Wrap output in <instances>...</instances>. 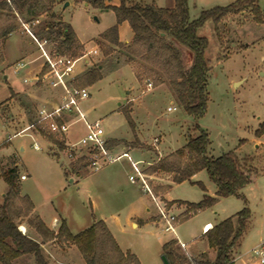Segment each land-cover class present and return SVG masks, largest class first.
<instances>
[{
    "label": "rangeland",
    "instance_id": "obj_1",
    "mask_svg": "<svg viewBox=\"0 0 264 264\" xmlns=\"http://www.w3.org/2000/svg\"><path fill=\"white\" fill-rule=\"evenodd\" d=\"M89 1L61 0L60 7L62 10L64 4L69 2L61 14L65 21L71 23L79 36L87 41V46L83 45L81 56L73 57L75 59L73 75L75 77L78 75L76 84L79 83L81 75L93 68L101 69L103 74L102 79L95 84L83 86L91 94L90 98L81 104L87 118L89 120L101 118L106 135L127 136L130 126L122 110H130L133 118L134 103L129 101V95H132L141 100L142 103L144 102L158 118L156 120L158 129H155L154 134L150 133L145 142H141L140 147L142 145V147H146V150L148 148L153 150L158 147L162 149L161 145L171 143V141L172 146H182L185 143V137L198 133L194 127L199 124L210 133L213 155L219 156L229 151L236 152L241 160L250 165L253 172L251 181L241 191L245 199L221 197L214 207L200 211L182 222H180L181 209H177V207H184L187 210L190 206L186 203H197L202 200L204 194L202 188L198 184L189 182L179 183L172 185L162 197L161 192L157 194L154 191L160 180L153 175H148V183L157 199L162 201L171 212L173 210L178 215L176 225L178 237L187 243L188 251L195 255L207 250L206 238L201 234L202 225L205 222L208 220L220 222L248 206L253 213V218L250 228L242 240L240 251L250 250V257L254 263L261 264L252 249L260 240L264 239V135L258 137L255 134L260 123L264 121V0H259L263 18L261 21H257L253 12L247 9L232 12L225 16L219 22L218 30L212 19L198 29V34L206 37L209 41L205 57L211 67L208 81V109L199 120L194 119L193 116L184 111L177 99L173 98L171 94L173 91L167 83L158 88L153 84V87L148 89L147 80L136 81V77L130 68L136 74L138 70L144 69L143 64L138 61L127 63L128 56L124 53V45L113 46L114 50L109 55H104L98 41H104L101 39L102 33L117 24V16L113 6H118L121 0H105V5L111 6L110 8H102L105 11L94 7ZM132 1L157 6L167 4V0ZM236 1L190 0V18L194 20L199 17L203 10L216 6H226ZM44 17L42 15L38 19H44ZM42 21L40 25H42ZM120 25L119 39L121 37L129 40L134 34L132 28L129 23ZM22 31L23 29L19 30L17 35L13 32L15 35L11 41L17 37L18 43L22 44V47L26 46L24 53L29 52V48H31L39 54L38 47L33 43L29 33H25L26 30L24 33ZM176 45L184 49L179 44L176 43ZM116 59H120L121 65L123 63L122 66H125L123 70L118 71L116 69ZM10 60L9 57L8 63L1 64L0 59V101L2 100L0 103V154L3 152V147H10V152H6L9 153L8 156L0 155V161L3 164L1 166L0 163V167L7 169L12 166L13 161L7 158L10 155L15 159L14 166L18 168L20 173H25L28 176L27 180L20 181L22 192L31 197L37 211L48 223L53 221L55 214L52 209L53 206L59 211H63L68 225L74 232L80 231L83 229L81 227L86 224L85 227L89 226L95 217L101 218L114 213L116 220L115 222L114 220L110 221L111 228L120 247L124 250L131 249L137 253L144 264H164L162 261L163 245L169 239L174 238L175 234L162 231V223L157 215L152 197L147 191L140 189L139 183L135 184L130 181L132 167L126 168L123 165L127 162L131 166L128 159L122 158L97 172L92 171L85 159H69L66 146L63 149L59 148L57 144L40 136L35 129H33L34 133L29 130L25 131L27 125L36 119L37 108L42 104H52L57 99L47 85L28 83L27 93H30V96L25 95L21 101L12 99L9 103L4 102V98L10 95L8 85L10 83L15 85L12 70L9 68L11 66ZM85 60L90 61L91 64ZM183 60L188 63V54L183 53ZM82 69H85L86 72L79 76ZM8 73H10L8 81H5L4 76ZM149 78L153 83V78ZM6 82H9L8 85ZM131 89L133 90L127 91ZM120 96L127 98L119 104ZM17 104L21 105L22 108L19 109ZM169 106H174L176 109L169 111ZM142 115L140 113V117ZM137 117H139L138 112ZM140 121L142 123L147 121L146 117H142ZM177 128H181L180 133L183 135L176 136ZM85 131L82 123L73 125L68 132L71 139H68V142H75L85 134ZM152 135L153 139L158 137L160 142L151 141L150 136ZM61 137L67 142V134ZM108 138L113 140L111 137ZM124 141L127 146L125 148L118 145L115 149L118 150V153L124 150L129 151V145L131 146L136 141L135 136L131 140ZM34 142L40 144L43 149H34ZM22 145L25 146L24 151H21ZM129 153L135 161L139 160L134 153ZM150 153L152 155L153 151ZM142 160L144 162L141 165L146 172V169L151 165L150 163L155 162L156 158L153 156L151 162L148 159ZM68 164L80 166L82 174H88L85 175V178H79L75 174L73 175L75 181L78 179L79 181L71 182L73 178L65 172ZM111 169L114 173L116 172L120 179V192L105 186V188L98 187L100 179L105 180ZM196 179L204 183L207 194L216 195V185L210 180L206 170L201 171ZM7 188L8 185L0 177V199ZM133 190L136 192H131ZM147 205L151 207V213L146 211ZM152 213H155L152 216L155 221H146L144 224H139L138 227L134 225L136 228L132 227L133 219L145 220ZM19 228L26 233L22 225ZM28 233L36 240H41L33 230H29ZM177 245L179 246L178 243ZM42 248L46 258L53 264H68L69 261L73 264H81V258L74 257V255L64 259L62 256L50 255L49 245L46 247L47 250ZM180 248L186 254L184 249ZM78 253L81 257L80 251ZM18 264H36L35 255L27 253Z\"/></svg>",
    "mask_w": 264,
    "mask_h": 264
},
{
    "label": "trees",
    "instance_id": "obj_2",
    "mask_svg": "<svg viewBox=\"0 0 264 264\" xmlns=\"http://www.w3.org/2000/svg\"><path fill=\"white\" fill-rule=\"evenodd\" d=\"M189 1L175 0L174 7L170 8L121 0L118 6H113L117 24L102 33L101 39L104 41L98 43L104 55H109L114 50L113 46L124 45V53L128 56L126 62L138 61L143 64L144 69L136 73L139 82L151 80L149 77H152L154 86L167 83L184 111L199 120L208 109L211 67L205 57L209 41L198 34V29L212 19L218 30V24L225 16L247 9L253 12L257 21L263 18L259 0H237L226 6L203 10L198 18L191 20ZM89 2L96 8L111 7L105 5V0ZM54 3L55 0H12L11 3L0 0V42L6 41L15 31L26 30L23 24H28L33 34L39 39H48L58 53L80 57L83 44L72 26L53 10ZM42 15L45 16L42 25L41 22L34 25V21ZM123 22H128L134 33L133 40L128 44L119 40V25ZM185 52L189 56L188 63L183 60ZM102 77L101 69L93 68L81 75L76 85H93ZM122 113L135 134L136 123L131 111L123 109ZM37 128L40 136L57 144L59 148L66 146L62 137L51 132L48 127L38 124ZM194 129L198 133L189 136L186 145L160 158L146 169L148 174L171 175L172 181L177 184L185 181L198 184L205 192L199 202L186 203L190 208L181 214L180 222L214 207L221 197L245 199L241 191L251 181L253 173L250 165L233 151L213 156L210 133L199 124ZM255 134L258 137L264 135V121ZM135 138L132 147L140 144L136 134ZM120 142L122 141L108 140V146L118 145ZM203 170L207 171L210 180L216 185V196L207 194L203 182L192 180L194 175ZM0 177L8 185L4 201L0 203V264H13L18 257L27 253L35 255L36 264H53L46 258L42 244L55 240L62 245L76 246L86 264H142L136 254L124 252L120 248L103 220L95 221L77 234L71 232L64 220L58 232L52 230L34 212L32 199L27 194H21L18 168L0 167ZM170 187L169 184L160 185L154 191L158 194ZM252 218L251 209L245 206L206 232L210 247L216 250L214 261H210L205 253L199 258L188 259L177 245V240L164 243V254L171 264H231L250 228ZM22 224L28 230H33L41 240H36L28 231L22 232L19 228Z\"/></svg>",
    "mask_w": 264,
    "mask_h": 264
},
{
    "label": "built area",
    "instance_id": "obj_3",
    "mask_svg": "<svg viewBox=\"0 0 264 264\" xmlns=\"http://www.w3.org/2000/svg\"><path fill=\"white\" fill-rule=\"evenodd\" d=\"M11 3L12 0H4ZM33 41L36 43L39 55L30 60L21 59L11 65L12 74L21 76L25 83H34L47 85L56 95V102L52 104H42L37 108V119L31 123L27 129L37 130V125L46 126L48 129L60 136L66 135L70 127L77 123H83L85 134L79 137L75 142H66L67 156L71 160L85 159L87 165L93 170L98 171L105 166L118 162L122 158H127L132 167L130 181L139 182L145 191H147L156 201L159 220L162 223V231L172 232L175 235L178 215L171 212L162 201L158 200L148 183V174L141 167L142 161H135L128 151L121 153L115 152L108 146V138L100 119L89 120L82 109V102L90 98V91L87 88L76 85L74 73V58L69 55L58 53L48 39H39L33 34L28 24H23ZM38 67L32 73L26 69L31 64ZM67 78H70L69 80ZM148 89L153 87L151 80H147ZM176 107L169 106L168 110H174ZM33 147L41 149L37 142ZM27 175H21L25 179ZM208 227H205V231ZM180 247L185 248V242L178 240ZM253 252L259 258L260 263L264 264V240L260 241Z\"/></svg>",
    "mask_w": 264,
    "mask_h": 264
},
{
    "label": "crops",
    "instance_id": "obj_4",
    "mask_svg": "<svg viewBox=\"0 0 264 264\" xmlns=\"http://www.w3.org/2000/svg\"><path fill=\"white\" fill-rule=\"evenodd\" d=\"M69 4V2H66L65 4H64V8L61 10V0H55V3L53 4V10L55 11V12H57V13H59L61 16H62V11L65 9V7H66V5H68ZM138 3H140V2H138ZM143 4V3H142ZM174 5H175V0H167V4L165 5V6H159V7H170V8H172V7H174ZM61 10V11H60ZM102 11H105V9H101ZM108 10V9H107ZM62 19H63V21L64 22H66V23H69V22H67V21H65L64 20V18H63V16H62ZM41 21L43 20V19H40ZM39 19L38 20H35L34 21V24H38V23H40L41 21H40ZM124 23H128V22H123L121 25H124ZM70 25H71V23H69ZM120 25V26H121ZM72 26V25H71ZM72 28L74 29V31H75V33H76V35H77V37H78V39L81 41V43L84 45V46H87V41H85V40H83L80 36H79V34H78V32L75 30V28L72 26ZM24 31L25 30H23L22 32L24 33ZM27 31H25V33H26ZM133 32V31H132ZM14 33H16V35L17 34H19V32L18 31H15ZM28 34V33H27ZM13 35H15V34H11V36L6 40V41H4V42H0V59H1V64H4V63H8V60H9V57H10V62L9 63H11L10 65H12L13 63H15L16 61H18V60H21V59H26V60H30V59H34V58H36L39 54H37L35 51H33L31 48H29V52H25L24 53V51L26 50V46H24V47H22L21 45H20V43H18V39H17V37L13 40V41H11L12 40V38H13ZM29 35V34H28ZM120 35V34H119ZM134 36V34H132V36H131V38L129 39V40H127V39H122L121 37H120V41L121 42H123V43H130L132 40H133V37ZM33 43H35V42H33ZM36 44V43H35ZM18 53H21L20 55H17ZM186 53V52H185ZM187 54V53H186ZM117 60V66H116V69L118 70V71H121V70H123V68H125V66H122L123 65V63H122V65H121V61H120V59H116ZM86 62H87V60H85ZM87 63H90L91 64V62L89 61V62H87ZM36 66L38 67V65H36L35 63L34 64H31L30 65V67L28 68V69H26V71H25V73H24V75H26L27 74V72H29V74L30 73H32L33 72V70H34V68L36 69ZM11 66H9V68H10ZM127 67H129L130 68V66H128L127 65ZM11 69V68H10ZM130 71L135 75V77H136V81H138L139 82V80L137 79V76H136V74H135V72H134V70L133 69H131L130 68ZM84 72H86V70L85 69H82V71L81 72H79V76H80V74H82V73H84ZM10 73H8V74H6L5 76H4V78L6 79L5 81H8V75H9ZM13 75V74H12ZM14 76V80H13V83L15 84V85H12L11 83H10V85H8V83L6 82V84L9 86V89H10V95L9 96H7L6 98H4V102H6V103H9L12 99H18V100H23L24 99V96L25 95H27V96H30V93H27L28 92V85L27 84H25L20 78H19V76H15V75H13ZM76 78H78V75L76 76ZM3 84H5V83H3ZM164 85H166V83H163V84H161V85H159V86H157V88L158 87H161V86H164ZM27 90V91H26ZM133 89H131V90H127L128 92L129 91H132ZM53 92V91H52ZM171 94H172V96H173V98H176L174 95H173V93L171 92ZM120 98V100H119V104L121 103V102H123V100H125V98H127V97H125V96H120L119 97ZM2 101V100H1ZM1 101H0V103H1ZM129 101H131V102H133L134 103V108H133V111H132V114H133V119H134V121H135V123H136V132H135V134H136V137H137V139L140 141V144H141V142L143 143V142H145V140H146V137L147 136H149V134L150 133H153L154 131H155V129L157 128V122H156V120H158V118H157V116H155L154 115V112L153 111H151L149 108H148V106L143 102L142 103V101L141 100H139L137 97H134V96H132V95H129ZM17 102V101H16ZM172 103H173V101H172ZM18 105V107H19V109H21L22 108V106L21 105H19V104H17ZM119 112V111H118ZM137 112H138V115H139V117H137ZM140 113H142L143 115H142V117L144 118V117H146V120L147 121H145V122H141L140 121V119L142 118V117H140ZM36 119H37V113H36ZM35 119V120H36ZM97 119H101V118H97ZM34 120V121H35ZM33 121V122H34ZM33 122H31V123H33ZM78 124V123H77ZM83 124V123H82ZM30 124H28L27 125V127L29 126ZM83 126H84V124H83ZM85 127V126H84ZM158 129V128H157ZM27 130H29V131H31L32 133H34L33 131V129L31 128V129H27ZM176 136H179L181 133V128H177L176 129ZM135 134L133 133V131L131 130V128H130V131H129V133L127 134V136H125V137H123V136H121V137H119V136H113V135H111V134H109V135H106V136H108V137H111V138H113V140H120V141H122V142H120L118 145H121V146H123V147H125L126 148V146L127 145H125L124 144V140H131V138L132 137H134L135 136ZM154 134V133H153ZM29 135H32V134H29ZM181 135H183V134H181ZM107 137V138H108ZM188 137L189 136H187V137H185L186 138V140H185V143L182 145V146H172L171 145V143H172V141H171V143L169 142V143H164L163 144V146L161 145V148L162 149H159V147L156 149H153V150H151L150 148H148L147 150H146V147H142V145H141V147L139 146V145H137V146H135V147H132V146H130L129 145V151L128 152H132V153H134L136 156H138L137 158H139V160L138 161H142V163L144 162L142 159H148V161L149 162H151L150 160L152 159V157L154 156L155 158H156V161H158L160 158H162V157H165V156H167V155H169V154H171L172 152H174V151H176L177 149H179V148H182L184 145H186L187 144V142H188ZM71 140L70 138H69V136H68V134H67V142L69 141V140ZM148 139V138H147ZM150 139H151V141H154L155 143H159L160 141H159V138L158 137H155V139H153V135L152 136H150ZM108 140H110L109 138H108ZM135 140H136V138H135ZM148 141V140H147ZM46 143V142H45ZM65 143H66V141H65ZM148 143L149 144H151L149 141H148ZM47 145H48V143H46ZM118 145H112V146H110L112 149H114V151H116L115 149H117V146ZM125 145V146H124ZM157 145V144H156ZM10 146H12V145H10ZM39 146H40V144H39ZM41 147V146H40ZM211 147H212V145H211ZM141 148H143V149H141ZM35 149V148H34ZM43 148L41 147V149H39V150H42ZM25 150V146H21V151H24ZM37 150V149H36ZM2 153L0 154V155H3V156H8L9 155V153L7 154L6 152H10V147H7L6 148V146L5 147H3L2 148ZM118 151V150H117ZM116 151V152H117ZM153 151V154L152 155H150L151 153L150 152H152ZM119 152H121V151H119ZM234 152V151H233ZM49 153V152H48ZM212 153V152H211ZM236 153V152H235ZM50 154V153H49ZM237 154V153H236ZM52 155V154H51ZM212 155H213V153H212ZM222 155V154H221ZM221 155H219V156H221ZM13 156V155H12ZM56 156V155H55ZM213 156H215V155H213ZM237 156L240 158V156L237 154ZM215 157H218V156H215ZM7 158H9L10 159V161H13V164H12V166H10V167H8V168H12V167H15L14 166V164L16 163L15 162V159L13 158V157H11V155H10V157H7ZM7 158H6V161H7ZM78 160H80V159H78ZM9 161V162H10ZM155 161V162H156ZM152 162H154V161H152ZM150 163V164H153V163ZM154 162V163H155ZM0 163H1V166H3V164H2V162L0 161ZM115 163V162H114ZM141 163V164H142ZM112 164V163H111ZM140 164V165H141ZM126 168H129V167H131L130 165H129V163H124L123 164ZM108 166V165H107ZM107 166H105V167H107ZM89 167V166H88ZM141 167H142V165H141ZM90 168V167H89ZM91 169V168H90ZM92 170V169H91ZM101 170V169H100ZM93 171V170H92ZM99 171V170H98ZM65 172H66V174L67 175H69V176H71L73 179H71V182H78L79 181V179L78 180H76L75 181V178L73 177V175H77L79 178H85L86 176V174H88V173H85V174H82V171H81V169H80V166H76V165H74V164H72V165H70V164H68L67 165V167H66V170H65ZM97 172V171H96ZM200 173V172H199ZM199 173H197L196 175H194L193 176V178H192V180L193 181H198L196 178H197V176H198V174ZM23 174H25V173H20L19 171H18V175H19V184H20V181L21 180H27L28 179V176L25 178V179H21V175H23ZM148 174V173H147ZM25 175H27V174H25ZM110 175V176H109ZM109 175L106 177V179L105 180H102V179H100V184L98 185V187H107L108 189L110 188V189H115V190H117V192H120L119 191V187H120V179H119V177H118V175L116 174V172L114 173L113 171H112V169L110 170V172H109ZM148 175H150V176H154V177H156L157 179H159L160 180V183H159V185L158 186H160V185H167V184H169V185H175V184H177V183H174L173 181H172V177H171V175H165V174H162V173H152V174H148ZM185 182H188V181H185ZM133 183V182H132ZM136 183H139V182H136ZM135 183V184H136ZM182 183H184V182H182ZM190 183V182H189ZM140 184V183H139ZM21 185V184H20ZM21 187V186H20ZM104 187V188H105ZM140 189L142 190V191H145L144 190V188L142 187V185L140 184ZM7 190H8V188L4 191V193L2 194V198L0 199V203H3V201H4V196H5V194H6V192H7ZM122 191V190H121ZM131 192H133V193H135L136 191L135 190H133V191H131ZM204 192V191H203ZM216 192H217V187H216ZM162 194H161V196L163 197L164 196V192H161ZM205 193V192H204ZM21 194L22 195H25L23 192H22V190H21ZM159 194V193H158ZM28 195V194H27ZM155 195V194H154ZM29 196V195H28ZM151 196V195H150ZM203 196H204V194H203ZM216 196V195H215ZM30 197V196H29ZM152 197V196H151ZM31 198V197H30ZM153 199V198H152ZM33 201V200H32ZM153 201L155 202V206H156V201L153 199ZM33 203H34V201H33ZM34 205H35V203H34ZM52 209L54 210V212H55V214H54V216H53V221L52 222H47V221H45L44 220V217L42 216V214H40L38 211H37V208H36V205H35V209H34V212L36 213V214H38V215H40V217L44 220V222L47 224V226L49 227V228H51L52 230H54V231H56V232H58V230H59V228H60V226H61V223H62V221L64 220V221H66V223H67V219L64 217V214H63V211L61 210V211H59L56 207H52ZM177 209H181V211H180V213L182 214L183 212H185L186 211V209L184 208V207H177ZM146 211L148 212V213H151V211H152V209H151V207L150 206H146ZM156 212H157V215H158V210H157V208H156ZM172 212H173V210H172ZM174 213V212H173ZM155 213H152L151 215L149 214V217L148 218H146L145 220H143V219H141V218H137L138 220H135V219H133L132 220V222H131V225H132V227H134V225H136V227H138L139 226V224H144L146 221H155V220H153L152 219V216L154 215ZM175 214V213H174ZM180 214V215H181ZM159 216V215H158ZM116 217H115V214L114 213H110L108 216H104V217H101V218H94V220L92 221V223L89 225V226H91L95 221H98V220H103V221H105V223L107 224V226L109 227V229H110V231L112 232V234H113V236L115 237V239H116V236H115V234H114V232H113V230H112V228H111V222L110 221H113L114 220V222H115V219ZM216 223H218V222H213V221H211V220H208L207 222H205L203 225H202V231H201V234L203 235V236H205V238H206V244H207V250H204V251H202V252H199L197 255H195V254H192L190 251H188V245H187V243H186V247L185 248H183L184 249V251L186 252V254L188 255H186L185 253V255L188 257V259H192V258H199L203 253H205L206 255H207V257H208V259L210 260V261H214L215 260V258H216V250L214 249V248H211L210 247V245H209V242H208V239H207V237H206V232H208L211 228H213V226L216 224ZM67 225H68V223H67ZM87 225V224H86ZM86 225H84L83 227H81V228H83V229H81L80 231H77V232H74L73 231V229H71V227L68 225V227H69V229L71 230V232L72 233H74V234H77V233H79V232H81V231H83L84 229H86V228H88L89 226H87V227H85ZM22 226L25 228V230H26V232L27 231H29L28 230V227L25 225V224H22ZM136 227H134V228H136ZM205 227H208V230L207 231H205ZM177 233V232H176ZM244 239V238H243ZM169 240H177V243H178V240H180V241H182L179 237H178V234H176L175 235V237L174 238H171V239H169ZM168 240V241H169ZM262 240H264V239H262ZM262 240H260V241H262ZM117 241V240H116ZM259 241V242H260ZM184 242V241H183ZM258 242V243H259ZM257 243V244H258ZM119 244V243H118ZM256 244V245H257ZM47 245H49V247H50V255H58V256H62L64 259H67V258H69L70 256H73L74 255V257H77V258H81V264H86V262H85V260H84V258H83V256H82V254H81V252H80V254H81V257H80V255H79V249L76 247V246H66V245H62L61 243H59V242H57L56 240L55 241H51V242H47V243H45V244H42V247H44V248H46L47 247ZM255 245V246H256ZM120 246V245H119ZM254 246V247H255ZM241 247H242V243H241ZM241 247H240V249H241ZM253 247V248H254ZM124 252H127V251H130V252H132V253H134V254H136L137 256H138V258L140 259V261H141V263L142 264H144L143 263V261H142V259L139 257V255L137 254V253H135L134 251H132L131 249H126V250H124L122 247H120ZM240 249H239V251L237 252V254L235 255V257H234V259H233V261L231 262V264H255L254 263V261L251 259V257H250V250H246V251H240ZM46 250H47V248H46ZM252 251H253V249H252ZM164 254V253H163ZM24 255H26V254H23V255H21L20 257H18L14 262H13V264H18V262L20 261V259L24 256ZM64 259H62V260H64ZM68 264H73L72 262H70L69 261V263Z\"/></svg>",
    "mask_w": 264,
    "mask_h": 264
},
{
    "label": "water",
    "instance_id": "obj_5",
    "mask_svg": "<svg viewBox=\"0 0 264 264\" xmlns=\"http://www.w3.org/2000/svg\"><path fill=\"white\" fill-rule=\"evenodd\" d=\"M68 4V3H67ZM162 261L164 264H171L170 261L168 260L167 256L165 254L162 255Z\"/></svg>",
    "mask_w": 264,
    "mask_h": 264
},
{
    "label": "bare ground",
    "instance_id": "obj_6",
    "mask_svg": "<svg viewBox=\"0 0 264 264\" xmlns=\"http://www.w3.org/2000/svg\"><path fill=\"white\" fill-rule=\"evenodd\" d=\"M24 228V227H23ZM21 229V228H20Z\"/></svg>",
    "mask_w": 264,
    "mask_h": 264
}]
</instances>
